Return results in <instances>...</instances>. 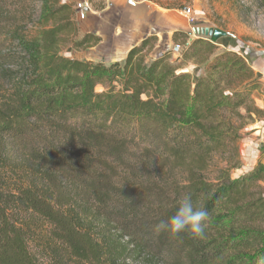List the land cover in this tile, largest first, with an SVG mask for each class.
Returning a JSON list of instances; mask_svg holds the SVG:
<instances>
[{
  "label": "trees",
  "instance_id": "trees-1",
  "mask_svg": "<svg viewBox=\"0 0 264 264\" xmlns=\"http://www.w3.org/2000/svg\"><path fill=\"white\" fill-rule=\"evenodd\" d=\"M74 7L0 0V264H264V140L231 175L264 113L247 61L183 30L175 62L155 35L120 62L69 59L100 42L75 41ZM185 195L203 238L157 231Z\"/></svg>",
  "mask_w": 264,
  "mask_h": 264
},
{
  "label": "rangeland",
  "instance_id": "rangeland-1",
  "mask_svg": "<svg viewBox=\"0 0 264 264\" xmlns=\"http://www.w3.org/2000/svg\"><path fill=\"white\" fill-rule=\"evenodd\" d=\"M63 1L74 5L88 2L89 5L84 19L75 12L78 31L75 41H80L86 35L92 37L90 41H93V37L100 38L98 44L91 43L78 50L71 45H63L61 53L69 59L90 60L105 65L115 63L124 57L127 48L137 44L151 32L158 39L151 56L172 51V61L175 62L179 59L180 52L172 42V34L176 29H186L191 38L196 39L192 35V28L221 29L226 36L217 40L220 51H235L249 65L264 59V10L255 0ZM184 9L191 10L189 20L183 15ZM185 70L193 75L201 72L197 65H190ZM101 89L98 87V91ZM260 101L256 97L255 104H260ZM247 129L248 125L244 127L239 141L241 167L233 173L234 177L247 171L254 160L251 157L253 148L249 145L251 138ZM127 264L135 263L128 261Z\"/></svg>",
  "mask_w": 264,
  "mask_h": 264
},
{
  "label": "clouds",
  "instance_id": "clouds-1",
  "mask_svg": "<svg viewBox=\"0 0 264 264\" xmlns=\"http://www.w3.org/2000/svg\"><path fill=\"white\" fill-rule=\"evenodd\" d=\"M209 220L210 213L197 205L191 195H185L180 200L175 214L156 228L157 231L166 230L173 237L187 231L192 238L198 239L204 237Z\"/></svg>",
  "mask_w": 264,
  "mask_h": 264
},
{
  "label": "crops",
  "instance_id": "crops-1",
  "mask_svg": "<svg viewBox=\"0 0 264 264\" xmlns=\"http://www.w3.org/2000/svg\"><path fill=\"white\" fill-rule=\"evenodd\" d=\"M177 30H179V29H176V31ZM180 30L186 31V29H180ZM151 34L152 33L150 32V34H148V35H151ZM148 35H146V36H148ZM142 39L143 38H141V40ZM140 41H138V43ZM137 44H135V45H137ZM135 45H133V46H135ZM133 46H131V47H133ZM131 47L126 49L124 57ZM124 57L121 60H116V62L122 61L124 59ZM249 66L255 72L257 78L259 79V81L261 83V90L258 93H256L255 97H254V101H256V97L260 98L261 101H260V104L256 103L255 107L257 108L258 111L264 112V59L260 60L258 63L256 62L255 64H252ZM263 114H261L257 117H254V122L250 123L248 125L247 132L250 133V138H251V139H249V145H252V148H253L251 157H254V160H253V163H251L249 169L247 171H245L243 174L249 172L253 168V166L255 165L256 160L258 158L260 144L264 140V115ZM245 155H247V153H245ZM238 170L239 169L232 171V173H231L232 177H234L233 173L238 171ZM243 174H241L240 176H242ZM239 177H234V178H239Z\"/></svg>",
  "mask_w": 264,
  "mask_h": 264
},
{
  "label": "water",
  "instance_id": "water-1",
  "mask_svg": "<svg viewBox=\"0 0 264 264\" xmlns=\"http://www.w3.org/2000/svg\"><path fill=\"white\" fill-rule=\"evenodd\" d=\"M191 32L196 38L212 39L214 41L226 36L225 33L213 28H192Z\"/></svg>",
  "mask_w": 264,
  "mask_h": 264
},
{
  "label": "built area",
  "instance_id": "built-area-1",
  "mask_svg": "<svg viewBox=\"0 0 264 264\" xmlns=\"http://www.w3.org/2000/svg\"><path fill=\"white\" fill-rule=\"evenodd\" d=\"M76 14H81V19L85 18L84 13H86V11L89 9V5L88 2H83V3H78L75 5L74 7ZM191 10L190 9H184L183 10V15L186 19L189 20V18L191 17Z\"/></svg>",
  "mask_w": 264,
  "mask_h": 264
}]
</instances>
